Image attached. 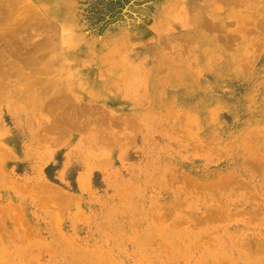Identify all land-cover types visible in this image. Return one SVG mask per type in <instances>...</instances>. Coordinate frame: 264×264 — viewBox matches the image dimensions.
<instances>
[{
  "label": "rangeland",
  "instance_id": "obj_1",
  "mask_svg": "<svg viewBox=\"0 0 264 264\" xmlns=\"http://www.w3.org/2000/svg\"><path fill=\"white\" fill-rule=\"evenodd\" d=\"M0 264H264V0H0Z\"/></svg>",
  "mask_w": 264,
  "mask_h": 264
},
{
  "label": "bare ground",
  "instance_id": "obj_2",
  "mask_svg": "<svg viewBox=\"0 0 264 264\" xmlns=\"http://www.w3.org/2000/svg\"><path fill=\"white\" fill-rule=\"evenodd\" d=\"M135 2V1H134ZM5 3V2H4ZM10 4V3H9ZM12 4V3H11ZM167 5V4H166ZM179 5V4H178ZM6 6V5H5ZM124 6V5H123ZM156 6V5H155ZM14 7V6H13ZM168 8H170L171 7V5H170V7L169 6H167ZM9 8V7H8ZM8 10V9H7ZM14 11V10H13ZM30 11H31V9H30ZM163 11V10H162ZM28 12V11H27ZM166 12V11H165ZM169 12V11H168ZM12 13H14V12H12ZM40 13V12H39ZM171 13H173L172 11H171ZM176 13V12H175ZM175 13H174V15H175ZM146 14V13H145ZM161 14V13H160ZM34 15V14H33ZM39 15V14H38ZM134 15V14H133ZM24 16V15H23ZM41 16V15H40ZM39 16V17H40ZM44 16V15H43ZM156 17V16H155ZM24 18V17H23ZM41 18H44V17H41ZM171 18V17H170ZM37 19H39V18H37ZM26 20V19H25ZM41 20V19H40ZM44 20V19H43ZM42 20V21H43ZM125 20V19H124ZM128 20V19H127ZM41 21V22H42ZM45 21V20H44ZM39 22V21H38ZM48 22V21H47ZM27 23V22H26ZM44 23V22H43ZM45 23H46V21H45ZM41 24V23H40ZM164 24V23H163ZM27 25V24H26ZM128 25V24H127ZM22 26H23V23H22ZM46 26H49V24L48 25H46ZM53 26V25H52ZM169 26V25H168ZM20 28H21V26H19ZM126 27H128V26H126ZM49 28H51V27H49ZM125 28V27H124ZM17 29H19V28H17ZM26 29V28H25ZM42 29H43V27H42ZM167 29V28H166ZM125 30V29H124ZM20 31V30H19ZM23 33V32H22ZM72 37V36H71ZM60 42V41H59ZM51 43V42H50ZM51 45V44H50ZM63 46V45H62ZM50 48H52V47H50ZM61 48V47H60ZM63 49V48H62ZM49 50V49H48ZM21 51V50H20ZM16 52H18V50L16 51ZM14 53V52H13ZM20 53V52H19ZM16 54V53H15ZM24 58V57H23ZM22 58V59H23ZM56 64V63H55ZM60 65V64H59ZM123 65V64H122ZM67 66V65H66ZM128 73V72H127ZM135 77V76H134ZM56 82V81H55ZM62 92V94H63V91H61ZM60 92V93H61ZM59 93V94H60ZM66 93H68V92H66ZM61 95V94H60ZM59 95V96H60ZM92 96V95H91ZM62 97V96H61ZM65 97H68V96H65ZM63 98V97H62ZM70 99V98H69ZM60 100H62V99H60ZM67 100H68V98H67ZM68 101H70V100H68ZM59 102H61V101H59ZM63 102V101H62ZM66 103H68V102H66ZM72 103V102H71ZM75 103V102H74ZM59 104H61V103H59ZM69 104V103H68ZM68 107H70L69 105H67ZM71 106H73V105H71ZM76 105H74L73 107H75ZM72 107V108H73ZM77 107H78V105H77ZM70 111H71V109H70Z\"/></svg>",
  "mask_w": 264,
  "mask_h": 264
}]
</instances>
